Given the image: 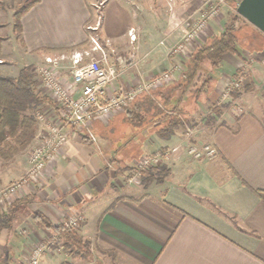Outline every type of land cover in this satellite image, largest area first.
<instances>
[{"label":"crops","instance_id":"crops-1","mask_svg":"<svg viewBox=\"0 0 264 264\" xmlns=\"http://www.w3.org/2000/svg\"><path fill=\"white\" fill-rule=\"evenodd\" d=\"M166 1L38 0L22 14L21 42L14 39V48L25 59L39 60L44 54L82 46L85 25L101 15L97 34L126 37L132 29L136 37L128 40L136 53L131 85L118 82L132 86L155 74L142 69L148 68L155 52H168L183 35L180 15H167ZM199 2L175 0L180 10ZM215 34L210 30L200 44ZM156 35L162 38L154 43ZM170 56H164L162 70L184 60ZM3 58L0 55V62ZM251 63L223 55L212 88L197 98L191 116L200 119L212 103L232 105L212 124L199 120L192 125L190 137L183 131L168 139L147 130L138 133L121 113L106 123L93 121L94 142L85 144L68 129L67 144L44 175L12 199L29 193L33 197L17 205L9 228H0V264H27L30 247L53 235L36 224L33 210L53 224L66 220L64 210L81 215L78 233L96 238L128 264H264V63ZM244 68L250 70L249 90L221 98L220 91ZM111 87L118 88L116 81ZM191 141L212 143L216 156L187 154ZM156 149L168 151L163 159L168 175L160 183L133 186L130 176L126 178L128 169L122 168ZM19 158L22 162L10 160L16 162L12 170L0 172V188L25 171L26 157ZM69 257L51 250L38 264H75Z\"/></svg>","mask_w":264,"mask_h":264},{"label":"built area","instance_id":"built-area-1","mask_svg":"<svg viewBox=\"0 0 264 264\" xmlns=\"http://www.w3.org/2000/svg\"><path fill=\"white\" fill-rule=\"evenodd\" d=\"M216 7H210L201 18H186V27L181 39L170 47V53L186 56L192 48V42H196L199 33L206 25L207 19L217 13ZM189 18L191 21L189 22ZM95 23H87L85 30L89 47H76L69 52H53L44 54L35 67L38 76L39 89L35 92L50 99L49 111L46 116L41 109H36L35 118L44 125L38 140L32 146L28 158V166L25 171L12 182L0 189V207L5 211V202L11 203L12 199L24 187L33 184L45 173V167L54 160L60 150L68 142V128L77 134H85L92 142L95 136L92 133L93 121L106 123L115 114L123 111L128 103L141 92L150 93L153 89L169 82L174 77V70L166 69L150 77L141 79L137 84L127 87L112 88L120 71L115 65L110 64L106 54L97 41V31L101 24V15L97 16ZM189 23H188V22ZM131 40L135 38L132 29L128 30ZM98 56L95 57L94 54ZM179 66V65H178ZM243 75L233 80L222 97H227L231 91L240 86ZM188 153L195 158H213L216 149L209 143L191 144L187 148ZM166 150H158L147 156H141L134 165L135 174L144 168H150L160 164L167 156ZM44 169V171H43ZM6 208V209H5ZM81 216L69 217L64 224L78 232ZM55 249V248H54ZM52 250L51 243L36 242L28 252L27 264H38L42 255Z\"/></svg>","mask_w":264,"mask_h":264},{"label":"trees","instance_id":"trees-1","mask_svg":"<svg viewBox=\"0 0 264 264\" xmlns=\"http://www.w3.org/2000/svg\"><path fill=\"white\" fill-rule=\"evenodd\" d=\"M36 1L38 0H33L14 13L13 29L19 37L22 14ZM236 15L225 24L219 34L211 36L207 42L194 49L185 61L184 68L177 79L173 77L169 82L159 85L150 93H138L128 103L126 109L118 113L122 114L125 122L136 127L138 133L141 130H147L162 139H168L183 128L184 121L188 126H192L191 115L192 110L195 111V106L194 108L190 106L194 105L200 95H205L212 88L214 80L211 71L202 68L203 62L207 60L210 67L216 68L225 53L239 56L237 27L234 25L239 16L236 17ZM32 78L30 65L21 67L15 77L0 75V159L2 160H8L29 144L34 137L37 125L34 110L40 104L49 102L47 97L33 90ZM198 82L200 83L197 86ZM220 107L222 104L212 103L209 112L200 117V122L212 124L215 117L222 112ZM8 135L13 139L8 140L6 137ZM79 136L83 143L90 142L85 134L81 133ZM122 169V171L126 169L132 171L134 167L131 164ZM139 173L140 184L147 187L153 182H161L168 174V168L165 165L155 166L142 169ZM32 199V196L16 199L9 204L6 211H0V228H9L17 205H25ZM31 215L36 224L55 236L50 242L52 248L59 247L63 252H71L73 249L74 256L91 258L92 253L89 249L92 242L89 239L66 226L64 222L53 224L37 211H32ZM95 239L92 243L93 248L102 251L103 249ZM104 252L105 250L102 251ZM108 253L116 255L113 250H109Z\"/></svg>","mask_w":264,"mask_h":264},{"label":"rangeland","instance_id":"rangeland-1","mask_svg":"<svg viewBox=\"0 0 264 264\" xmlns=\"http://www.w3.org/2000/svg\"><path fill=\"white\" fill-rule=\"evenodd\" d=\"M32 1L33 0H0V55L4 57L3 59H1V62H0V75H6L7 74V76L9 75V76L15 77L18 74V71L21 67H23L25 65H30V71L33 73L32 80L34 81L32 88L35 91V90L39 89V86H38V76L35 72L34 66L37 63H39L42 58H40L39 60H37L36 58H33V59H29V58L27 59L26 58L25 59L24 56L19 52V50L14 48V43H15L14 39H18L19 43L21 41H20V37L15 33V31L13 29L14 13L16 11L20 10V8L22 6L28 4ZM189 3H190V1H189ZM237 3H238V1H236V0H200L199 4L197 6H194L193 8H191L189 5H186L184 10H180V6H177L175 4V0H167L166 1V8H165V9H167L166 10V12L168 13L167 15H180V23L184 26L183 30L186 27V18L189 15H191V19L193 17L196 19H199L202 16H204L202 14L208 12L210 7H214V6L216 7V5H217L218 10H217V13L215 15H213L212 17L207 19L205 27L199 33L197 41L192 42V45H191L192 48L190 49V47H189V50H188V53L186 56L182 57L179 54L175 55V54L170 53V47H172L174 44H176L181 39L180 38L172 46L169 47L168 52H164L161 50H159V52H155L154 57H152V62L149 63L148 68H145L142 70L147 71L148 73L155 72V74L159 73L163 70H166V69L162 70L161 66L164 63L163 62L164 56H166L168 53L169 56L171 55L170 57H173V58L175 56L178 57L179 61H181V59L183 60V58H184L183 62L181 61L180 66H178V63H175V65L177 67L175 69L176 73L174 75V79L175 78L177 79L181 70L184 68L185 61L187 60L189 55L194 51V49L200 45V43L202 42L201 39L202 38L206 39L210 30L215 29V33H216L215 35L219 34L224 29L225 24L230 22L231 18L234 17L235 14H237V12H236L237 6H235V4H237ZM160 15H163V14L160 13ZM97 16H99V15H95V19L93 18L94 20H92L94 23L96 20H98ZM237 16H239V18H237L235 20L234 25H235V27H237V32H236L237 33V40H238L237 51L239 53V56L231 54V53H229V54L238 58L242 62V64L243 63L244 64L245 63L250 64L251 62L264 63V34L262 32H260L257 28H255L253 25H251L249 22H247L239 14H237L236 17ZM191 19L189 18V22L191 21ZM89 22H91V21H89ZM86 34H87V32H86ZM97 35H98L97 41L99 42L104 53L106 54L108 62L110 64L115 65L117 70L120 71V75L117 77V80H116L117 87H119L120 84H122V83H123V85H125V84L131 85L130 84L131 79H133L131 76L136 71V70H133L134 68L131 66V62L133 61L132 59L136 57V53L132 52V50L134 49V46L129 44V42H128V40L132 41L129 38L128 33H127L126 37L115 36V35H110V34L104 35L103 33H100V34L98 33ZM157 38H162V36H157V35L154 36V43L158 42ZM83 42H84V44L82 47H89V40H87V38L84 39ZM203 43H205L204 40H203ZM69 51H70L69 49H65V50H62L61 52H69ZM32 55L29 57H33ZM134 55H135V57H134ZM94 56L97 57L98 55L95 53ZM172 62H174V61H172ZM219 65H220V63H219ZM174 66H171V68H173ZM202 68L203 69L206 68L207 70L211 71V74L215 75L216 74V68H218V67H216V68L210 67L207 60H205L202 64ZM240 72L238 74H236L234 80L241 77V75H243L244 79L241 81L240 86L237 89L231 91L230 93L236 92L237 95L243 94L246 91H248L250 88V86H248L249 79H250L249 68H244ZM144 78H142V79H144ZM119 80H121L123 82L118 83ZM127 81H129V82L127 83ZM199 83L200 82H198L197 86L199 85ZM229 84L223 90L220 91L219 95L221 96V98H224V97H222V94L227 90V87L229 86ZM49 102H50V99H49ZM231 103L232 102H229V103L223 102L222 107H220V108L223 110L224 108L232 105ZM191 107L194 108V105H191L190 108ZM37 108L41 109L44 112V116H46L48 114L49 105L47 103L40 104L39 106L36 107V109ZM36 109L34 110V115H35ZM191 118L193 121L192 125L198 124V121L200 119L195 118L194 116H191ZM36 121H37V125H36L35 134H34L33 139L29 142V144L23 150H21L20 152H18L16 154H13V156L11 158H9L8 160L0 159V172H2L4 170L9 171L8 169L12 170L14 168V166H16V162L17 163L22 162V159L19 158V156H25L26 157L27 166H28V158H29L30 150H31L32 146L35 144V142L38 140V135H39L41 129L44 128V125L41 122H39L37 119H36ZM151 125H152V123H151ZM192 128H193V126H188V124L184 121L183 122V128L178 130V132H176V133L179 135V133L183 131V133H185L187 135V137H190L191 134L193 133ZM75 134L78 136L80 135V134H77L76 132H75ZM6 137L8 140L13 139L12 136H9V135ZM202 143H209L212 145V143H210V142L191 141L186 146V153L189 154L188 150H187L189 145H191V144H202ZM212 146L214 147V145H212ZM158 150L160 151V149H156V150L151 151V152L143 153L142 155L147 156V155L152 154L153 152L158 151ZM142 155H140L139 157H141ZM189 155L192 156V154H189ZM14 157H16V162L13 164V162L15 160L12 163L10 160ZM192 157H194V156H192ZM202 158H204V157H202ZM163 159L161 160L160 164H158L157 166L165 165ZM205 159H212V158H205ZM54 160H52L51 162H53ZM8 161H10V162L8 163ZM136 162H137V159L133 162V167H134ZM46 167L44 169H46ZM44 169H43V171H44ZM144 169H146V168H144ZM11 170H10V172H11ZM135 170H136V168H134L132 171H129V169H128V171L125 172L127 175L126 178H128L130 176L128 180H130V181L132 180L133 186L139 185L138 183H140V177H139L140 173L139 172L141 170L138 171L137 174H135L136 173ZM168 173H169V169H168ZM13 180H15V179H13ZM13 180H11L10 182H12ZM10 182H8V183H10ZM153 183H155V182H153ZM4 186H2L1 188H3ZM28 187L29 186H26L24 188L29 189ZM39 190L40 189H36L35 192L37 194H42V192L39 193ZM28 191L30 192V190H28ZM19 193H24V189H22ZM29 194L32 195V193H29ZM38 196L41 198V196H43V194L38 195ZM5 204H7L6 208H8L10 203L5 202ZM0 211H3L2 207H0ZM33 211H37V212L41 213L42 215H44V213L41 212L40 210H33ZM63 212H64V220H65V217H66V219H68L69 217L81 216L79 214H74L72 212L70 213V211H66V210H64ZM81 221H80V224H81ZM78 232H79V229H78ZM54 238H55V236H53V235H51L50 237H46V238L41 237L40 239H38L40 241H37V242H44V241L51 242V240ZM85 238L89 239L92 243L94 242L93 238H89V237H85ZM92 243L90 244V249H89V252L92 253L91 258H85V256L76 257L73 254V249L71 252H63V251H61V249L59 247H55V249L52 247L51 248H52V250H55V251L57 250L58 252L60 250V252H62L63 254L70 255V257H69L70 262L75 263V264H128V263L118 259V257L116 256L117 254L115 256L109 254L108 253L109 250H112V249L103 247L98 242L100 247L103 249L102 251L105 250V252L102 253V251L95 250L93 248Z\"/></svg>","mask_w":264,"mask_h":264},{"label":"water","instance_id":"water-1","mask_svg":"<svg viewBox=\"0 0 264 264\" xmlns=\"http://www.w3.org/2000/svg\"><path fill=\"white\" fill-rule=\"evenodd\" d=\"M236 12L264 34V0H239Z\"/></svg>","mask_w":264,"mask_h":264}]
</instances>
